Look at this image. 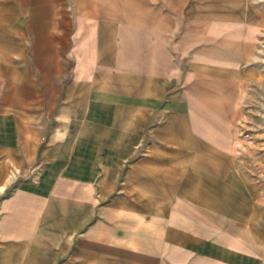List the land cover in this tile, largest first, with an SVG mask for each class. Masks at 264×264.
<instances>
[{"label": "crops", "instance_id": "obj_1", "mask_svg": "<svg viewBox=\"0 0 264 264\" xmlns=\"http://www.w3.org/2000/svg\"><path fill=\"white\" fill-rule=\"evenodd\" d=\"M17 1L19 13L15 0H0V45L6 46L9 54L18 38L28 33L34 38V49L40 51L41 45H47L45 59L37 60L41 85L50 95L68 75L67 68L64 70L67 62L59 56L60 50L67 47V10L63 0ZM89 1L93 10L100 9L104 15L134 19L120 24L115 36V74L147 79L160 72L162 78L170 77L163 71L170 67L169 51L160 43L158 32L144 24L152 15L140 0ZM164 1L174 10L184 3ZM165 20L170 21L168 16ZM222 24L212 23L215 30L222 29L220 34L189 33L196 43L208 44L198 50V55L205 51L230 60L239 58L238 44L227 36L229 25ZM226 72L232 73L233 69L197 65L199 81L204 73L218 76ZM223 87L232 92L236 83L232 78L224 79ZM133 88V97H129L132 100L124 108L151 115L150 99ZM194 88L196 93L202 92L200 84ZM68 90L67 87L66 95ZM232 98L233 93L223 103L225 109L230 108ZM185 104L205 108L192 98L176 106ZM126 119L132 122L128 124L131 127L121 133L118 130L116 134L106 132L87 138L77 152L67 149L74 133L72 123L68 131L65 126L63 139L53 128L46 142L36 143L35 152L27 155L16 141L11 119L0 121V181L4 185L0 195V237L13 236L24 229L38 231L39 238L48 239L46 245L31 249L0 246V262L10 255L15 264H264V227L254 231L250 225L242 202L244 193H235L230 207L184 194L188 186L179 162L183 157L171 147L173 136L178 139V133L183 132V119L161 118L152 124L150 116L124 118L116 125ZM193 120L197 122L198 118L193 115ZM109 122L104 119L105 126L110 127ZM140 126L150 128L143 134ZM208 132L200 126L192 137L199 173L210 175L208 185L197 182L194 188L212 189L219 182L226 190L232 173L230 151L226 145L217 144L220 140ZM56 237L73 238L75 244L57 245Z\"/></svg>", "mask_w": 264, "mask_h": 264}, {"label": "rangeland", "instance_id": "obj_2", "mask_svg": "<svg viewBox=\"0 0 264 264\" xmlns=\"http://www.w3.org/2000/svg\"><path fill=\"white\" fill-rule=\"evenodd\" d=\"M140 1L152 15L144 24L158 32L160 43L169 51L170 67L163 69L170 74L169 78H162L160 72L147 79L115 74V36L120 24L134 19L118 14L104 15L100 9L93 10L89 0H63L69 23L67 47L60 50L59 56L67 62L64 70L67 68L68 75L49 95L45 85H41L37 60L45 59L47 45H41L40 51L34 49V38L30 33L19 37L16 46L9 49V54L6 46L0 45V121L11 119L16 141L27 155L35 152L36 143L46 142L53 128L63 139L65 126L68 131L70 123L74 133L67 149L77 152L81 145L86 144L87 138H96L106 132L116 134L118 130L121 133L131 127L128 119L122 120L126 126L123 123L116 125L119 119L150 116L154 119L152 124L159 123L161 118L183 119V132L178 133L181 138L173 136L171 147L177 151L176 155L183 157L179 162L188 183L185 186L193 187H186L184 194L226 207L231 199L234 200L235 193H244L242 202L248 210L249 223L254 231L261 230L264 227V0H183L184 3L176 10L164 0ZM78 2L82 5L78 6ZM14 5L19 13L17 0ZM165 16L169 17V23ZM17 21L16 24H20ZM196 21L198 24L195 26ZM214 22L229 25L227 36L236 41L240 50L236 60L216 57L205 51L198 55V50L208 44L196 43L190 39L189 33L210 35L222 32V29H214ZM22 24L26 26L27 23L24 21ZM8 56L12 62L8 61ZM198 64L231 67L233 72L218 76L204 73L199 81ZM229 78L236 83L232 92L223 87L224 79ZM197 84L201 85V93L195 91ZM133 87H137L136 93L150 99L151 115L144 110L124 108L127 101L132 100L129 97H133ZM231 93L230 108L225 109L223 103ZM189 98L202 102L205 108H194L188 104L176 106ZM193 115L198 118L197 122ZM104 119L111 120L110 127L104 125ZM200 126L209 129L208 133L220 140L217 144L226 145V150L230 151L232 173L226 190L219 182L212 189L194 188L197 182L208 185L210 176L199 173L201 167L197 164L193 146L192 137ZM138 128L144 134L150 127ZM172 132L176 133H169ZM142 150L147 151L145 148ZM1 171L0 161V180ZM2 183L0 181V195L4 188ZM38 234V231L19 230L13 236L0 237V246L31 249L34 245H46L48 239L39 238ZM55 240L57 245L75 244L73 238L56 237ZM8 257L0 264H15L10 255Z\"/></svg>", "mask_w": 264, "mask_h": 264}]
</instances>
